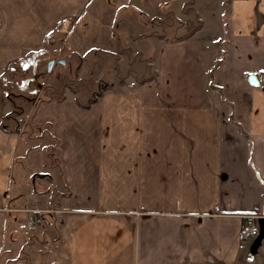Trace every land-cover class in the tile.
Instances as JSON below:
<instances>
[{"label":"crops","instance_id":"0c3cea01","mask_svg":"<svg viewBox=\"0 0 264 264\" xmlns=\"http://www.w3.org/2000/svg\"><path fill=\"white\" fill-rule=\"evenodd\" d=\"M49 50L79 71L88 53L152 56L91 97L17 109V66ZM250 73L264 0H0V264H264L239 235L250 215L264 226Z\"/></svg>","mask_w":264,"mask_h":264},{"label":"rangeland","instance_id":"374dc122","mask_svg":"<svg viewBox=\"0 0 264 264\" xmlns=\"http://www.w3.org/2000/svg\"><path fill=\"white\" fill-rule=\"evenodd\" d=\"M144 33L145 32H143V34ZM168 35L171 36L173 34ZM130 45L131 44H129V46ZM152 46L153 43L151 47ZM150 50L145 52L136 51L135 56L127 55L126 51L122 54L121 58H118L119 60L116 59L117 57L115 59L111 57L109 58V56L105 54L96 55V57L93 58L92 54L88 53L86 57L83 58V62H88L92 59L91 63L93 65H85L81 71H79V66L76 64L77 60L75 57L65 55V51L62 52L61 56L63 57L61 58L65 57V59H67V63L65 65L55 63L48 71L46 70L48 60L45 58L46 55L50 54L52 51L49 50L43 55L38 52H36L37 54L33 53L34 55L26 57L27 59H25L23 64H19L17 66V73L13 75L14 79L12 78L14 82H17L16 85L18 86L16 87V85H14L16 89H12L15 91V95L19 92V89L26 88V90L22 92L24 95L23 98L20 97L16 100L18 104L17 109H20L19 105H25L29 98L36 97L35 100H37V98L42 94V90L49 93L50 89L53 88L55 89L53 90V92L55 91L54 94L56 93V95L64 96V93L67 92L68 89L81 88L80 96L87 95L91 97L95 93H99L102 88H105L107 85L115 86L119 84L120 79L126 78V76H132V69H135V71L138 70L140 72L139 75H141L146 67L147 60H149L152 56V52ZM128 52H130V50ZM35 60L36 62L34 64ZM115 60L117 66L115 65ZM129 70H131L129 72L130 75L127 73ZM30 77H33L32 81H30ZM22 117L28 121L30 116L24 115Z\"/></svg>","mask_w":264,"mask_h":264},{"label":"built area","instance_id":"2783aa9c","mask_svg":"<svg viewBox=\"0 0 264 264\" xmlns=\"http://www.w3.org/2000/svg\"><path fill=\"white\" fill-rule=\"evenodd\" d=\"M259 85L264 88V73L261 74L259 78ZM35 212V211H33ZM33 218L28 223V229L33 230L35 229L41 222V217L39 214L34 213ZM263 216L258 215H250L246 221L243 222L239 229V235L241 239H248V238H255L257 239V244L259 246H262L264 244L262 240V233L264 231L262 224H260L256 218H261ZM264 224V223H263ZM258 248L255 249V252H257Z\"/></svg>","mask_w":264,"mask_h":264},{"label":"water","instance_id":"95a60500","mask_svg":"<svg viewBox=\"0 0 264 264\" xmlns=\"http://www.w3.org/2000/svg\"><path fill=\"white\" fill-rule=\"evenodd\" d=\"M55 63H60L62 65H65L66 60L64 58H51L48 63H47V71L51 68V66ZM248 80L250 83L258 85L259 84V79L258 75L256 73H250L248 74Z\"/></svg>","mask_w":264,"mask_h":264},{"label":"trees","instance_id":"16d2710c","mask_svg":"<svg viewBox=\"0 0 264 264\" xmlns=\"http://www.w3.org/2000/svg\"><path fill=\"white\" fill-rule=\"evenodd\" d=\"M53 90H55V89H53V88L50 89V91H51V92L49 91L50 94L49 93H46L47 91L42 90V94L37 98V102H38L37 106L40 103H42L44 101H47V100H50L52 98L60 99L62 97L61 95H56V93L54 94L55 91L53 92Z\"/></svg>","mask_w":264,"mask_h":264}]
</instances>
